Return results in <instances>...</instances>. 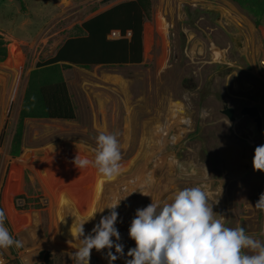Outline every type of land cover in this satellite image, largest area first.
Returning <instances> with one entry per match:
<instances>
[{
    "label": "rangeland",
    "instance_id": "374dc122",
    "mask_svg": "<svg viewBox=\"0 0 264 264\" xmlns=\"http://www.w3.org/2000/svg\"><path fill=\"white\" fill-rule=\"evenodd\" d=\"M118 1L0 0V32L9 51L8 57L0 60L5 66L0 78L4 76L7 82V88L0 91V98H5L0 109V209L6 214L4 226L23 244L19 249H0L4 264H22V257L38 264L41 253H50L56 264H74L78 242L70 233L73 216L81 221L91 218L84 225L87 236L101 217L109 214L105 207L149 179V196L133 192L117 208L115 227L124 255L112 264H126L131 259L127 252L135 242L128 229L136 210L148 206L152 199L170 202L175 191L186 187H203L213 211L225 217L226 226L239 224L248 234L264 240V212L254 207L264 192V172L253 168L255 148L264 145V109L246 105L260 111L262 127L258 130L254 117L242 114L239 105L233 107V121L222 113L224 106L235 104L233 101L219 106L211 100L207 87L221 93L229 72L224 69L217 75L210 66L197 70L192 62L186 63L187 35L178 32L183 0H151L149 24L157 21L163 30L167 17L174 25L169 38L160 40V51L153 52L150 35L146 62L64 70L76 119H26L22 152L16 158L10 155L30 71L37 62L53 57L68 37L80 34L81 23ZM184 8L191 26L193 16L205 15L198 31L208 47L213 19L205 10H197L195 16L190 5ZM169 47L173 52L162 61L161 51ZM101 131L117 134L121 146V171L110 181L94 167L79 170L73 164L77 152L94 158L96 136ZM24 155L27 160L23 164L20 158ZM52 157L54 163H45ZM67 157L64 164L59 163ZM65 168H70L68 176ZM111 251L115 254L114 247ZM107 252L93 249L90 260L109 264Z\"/></svg>",
    "mask_w": 264,
    "mask_h": 264
},
{
    "label": "clouds",
    "instance_id": "9594fccd",
    "mask_svg": "<svg viewBox=\"0 0 264 264\" xmlns=\"http://www.w3.org/2000/svg\"><path fill=\"white\" fill-rule=\"evenodd\" d=\"M31 99L34 107L36 98ZM121 160L117 134L101 131L96 136L94 158L82 157L77 152L73 164L79 170L94 167L110 181L120 174ZM253 168L264 172V145L255 148ZM150 185L149 179L139 189L105 207L110 209L109 214L102 216L87 236L84 225L91 218L81 221L73 216L70 233L78 242L77 251L72 256L74 264H89L93 249L97 252L107 249L109 264L124 255V245L118 243L121 235L115 227L119 215L117 208L121 200L133 192L149 196L146 188ZM254 207L264 212V192ZM5 220L6 214L0 209V249L23 247L22 242L4 226ZM225 221L222 214L213 211V204H209L207 193L201 186L175 191L170 202L152 199L148 206L136 210L131 221L128 235L135 247L128 250L127 256L131 259L126 260V264H264V240L248 234L239 224L228 227ZM113 247L115 254L111 251ZM22 264H33V261L28 258L22 260Z\"/></svg>",
    "mask_w": 264,
    "mask_h": 264
},
{
    "label": "trees",
    "instance_id": "16d2710c",
    "mask_svg": "<svg viewBox=\"0 0 264 264\" xmlns=\"http://www.w3.org/2000/svg\"><path fill=\"white\" fill-rule=\"evenodd\" d=\"M230 1L249 16L257 27L264 28V0ZM151 7V0L122 2L84 21L80 25V32L85 31L86 36L78 34L68 37L53 57L36 63V67L30 71L28 77L18 123L11 142L9 153L13 158L19 157L22 152L26 119L63 121L76 119V107L64 77V70L71 68L72 65L90 68L98 64H139L142 61L143 24L151 19ZM114 29L120 31L121 38L108 39V35ZM129 31L130 39L124 38ZM8 55V41L0 32V60H5ZM33 96L36 98L34 107L31 99ZM67 159L69 158H62L59 163L64 164ZM26 160L27 155L20 158L23 164ZM53 161L52 157L45 163ZM69 170L70 168H65V176H68ZM40 258L44 264H56L50 253H41ZM6 264L19 263L10 261Z\"/></svg>",
    "mask_w": 264,
    "mask_h": 264
},
{
    "label": "crops",
    "instance_id": "0c3cea01",
    "mask_svg": "<svg viewBox=\"0 0 264 264\" xmlns=\"http://www.w3.org/2000/svg\"><path fill=\"white\" fill-rule=\"evenodd\" d=\"M126 1L128 0H120L117 3L93 15L92 17ZM189 1H192V3L189 4ZM185 4L190 5V10L195 16L197 10H205L208 12V14H206L207 17L213 19L212 23L214 24V28H211L213 37L210 38L208 47L205 46L207 44L203 43L200 39V31H198V23L202 20V18H204L205 15L199 14L197 19L193 16L194 19L191 26L189 15L184 8ZM179 7H181L182 11L178 10V32H182L187 35V44L184 51V54L187 57L186 63L192 62L195 64V68L197 70L200 68L205 69L206 67L210 66L215 70L214 73L217 75L224 69L229 72L227 74L226 71H224L225 75L227 74V76L225 77L226 81L220 91L221 93L218 91L212 92L213 90H210L207 87V91L211 100L214 102L218 101L219 106L222 102L233 101L235 104L231 103L229 106L238 107L237 105H239L241 110L246 105H261L264 109V77L262 76V78L260 75L261 71L259 66V61L264 56V29L257 27L255 23L230 0H183L180 2ZM149 25H151V27H149ZM173 25V20L171 21L167 17H165V22L163 23V30L159 28L157 21H152L151 24H149L148 21L144 22L142 33V61L139 64L148 60V50H146V46H148L150 35L153 39V52H155V49L160 51L161 49H159V47H163V43L161 45L160 40L164 41L165 37L169 38L170 33L173 32ZM112 31L119 30L114 29ZM80 35L86 36L87 33L85 31H81ZM130 37L131 33L129 31L124 36V38L130 39ZM119 38H121V36L113 37L111 34L108 35V39ZM168 49L166 51H164V49L161 51L163 52L162 58L160 56L162 61L166 60L168 53L171 54V52H173L171 51V47ZM133 65L137 64H98L92 67L106 66L114 68ZM4 67L5 66L3 64H0L1 73H3L2 69ZM219 75L222 74L219 73ZM211 77L212 75L209 76V78ZM210 87L212 88V85H210ZM6 88V78L1 76L0 91H3ZM218 97H220V100H218ZM4 101L5 98L2 96L0 98V109L4 104ZM242 102L244 103L240 104ZM229 106H224L222 113L223 110ZM22 258L25 259L26 257Z\"/></svg>",
    "mask_w": 264,
    "mask_h": 264
},
{
    "label": "water",
    "instance_id": "95a60500",
    "mask_svg": "<svg viewBox=\"0 0 264 264\" xmlns=\"http://www.w3.org/2000/svg\"><path fill=\"white\" fill-rule=\"evenodd\" d=\"M242 114L250 115L254 117V121L256 123L257 129L260 130L262 127V117L260 115V111L256 106H245L241 110ZM223 113L229 118V120H235V109L233 107H226L223 110Z\"/></svg>",
    "mask_w": 264,
    "mask_h": 264
},
{
    "label": "built area",
    "instance_id": "2783aa9c",
    "mask_svg": "<svg viewBox=\"0 0 264 264\" xmlns=\"http://www.w3.org/2000/svg\"><path fill=\"white\" fill-rule=\"evenodd\" d=\"M111 36H113V37H118V36H121V33H120V31H111ZM259 66H260V71H261V73H262V75L264 76V56L260 59V61H259ZM25 259H28V258H25ZM24 258H22L21 259V263H22V260H25ZM0 264H4V262H3V260H2V258L0 257ZM33 264H35V263H33ZM38 264H44V262H43V260L41 259H39L38 260Z\"/></svg>",
    "mask_w": 264,
    "mask_h": 264
},
{
    "label": "bare ground",
    "instance_id": "6f19581e",
    "mask_svg": "<svg viewBox=\"0 0 264 264\" xmlns=\"http://www.w3.org/2000/svg\"><path fill=\"white\" fill-rule=\"evenodd\" d=\"M89 264H94L93 260H90V261H89Z\"/></svg>",
    "mask_w": 264,
    "mask_h": 264
}]
</instances>
